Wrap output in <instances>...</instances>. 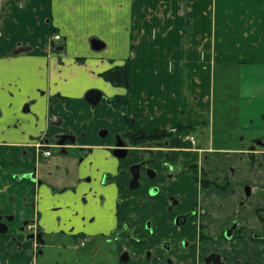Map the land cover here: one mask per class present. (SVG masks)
Here are the masks:
<instances>
[{
	"label": "crops",
	"instance_id": "0c3cea01",
	"mask_svg": "<svg viewBox=\"0 0 264 264\" xmlns=\"http://www.w3.org/2000/svg\"><path fill=\"white\" fill-rule=\"evenodd\" d=\"M110 70L124 72L119 83L106 79ZM89 90L102 94L94 106L85 99ZM30 109L40 123L21 113ZM52 120H62L56 131L76 135L73 160L82 156L79 147L93 149L72 184L90 161L101 162V172L116 165L102 129L151 134L190 126L201 147L182 166L198 160L223 185L201 192L203 222L218 231L238 221L240 237L222 244L233 247L239 264H264L257 193L264 189V0H0V212L17 220L40 212L37 222L47 230L64 224V203L50 182L16 176L35 164L23 151L29 136Z\"/></svg>",
	"mask_w": 264,
	"mask_h": 264
},
{
	"label": "flooded vegetation",
	"instance_id": "af4514ba",
	"mask_svg": "<svg viewBox=\"0 0 264 264\" xmlns=\"http://www.w3.org/2000/svg\"><path fill=\"white\" fill-rule=\"evenodd\" d=\"M61 125L62 120H52L46 131L29 136L23 151L35 164L31 172L16 178L53 184L51 191L64 203V224L47 230L37 222L40 212L21 220L13 212H0V264H72L64 261L61 252L71 246L86 247L95 236L108 246L111 264H239L232 255L233 247L222 244L240 237L239 222L232 220L218 231L203 222L207 210L199 199L201 192L212 184L223 185L209 180L198 160L188 161L185 168L181 164L187 154L200 150L193 134L180 136L189 144L176 145L175 134L159 133L176 128L151 134L127 130L110 134L102 129V138H112L107 147L116 165L101 172V162L90 161L84 165L88 173L76 177L72 184L73 171L79 172L84 156L93 149L78 146L82 156L73 160L70 147L76 145V135L56 131ZM143 135L156 137L143 139ZM135 136L140 138L135 141ZM175 156L177 163L171 161ZM185 169L190 175L189 190L186 179L179 177L185 175ZM55 180L62 181L57 188ZM245 196H249L247 186ZM70 210L72 215L67 213ZM122 211L126 212L124 220L120 218ZM251 239H256L254 234ZM46 248H56L57 253L49 257L52 251H47L48 259L42 260Z\"/></svg>",
	"mask_w": 264,
	"mask_h": 264
},
{
	"label": "rangeland",
	"instance_id": "374dc122",
	"mask_svg": "<svg viewBox=\"0 0 264 264\" xmlns=\"http://www.w3.org/2000/svg\"><path fill=\"white\" fill-rule=\"evenodd\" d=\"M33 106V104H32ZM24 117L33 120L35 123H40V116L39 112H36L32 109H30L29 112L23 111L21 112ZM232 113L228 114L226 117L224 116V121H226L227 128L231 127L233 125L232 121ZM20 119L23 121V117H20ZM229 123V124H227ZM229 126V127H228ZM116 134V133H114ZM114 136V135H113ZM248 141H246L247 143ZM241 143V142H240ZM242 143H245L244 141ZM64 241H67V238H63ZM71 246V245H70ZM56 248H46L45 254L41 256L42 260L48 259L47 251H52L48 254L50 255L56 254L55 253ZM61 253L63 256L64 261L71 262L72 264H111L113 262L112 255L109 253L108 246L105 245L101 239L95 236L94 240L90 243V245H87L86 247L78 248L71 246L68 248V250L62 251Z\"/></svg>",
	"mask_w": 264,
	"mask_h": 264
},
{
	"label": "trees",
	"instance_id": "16d2710c",
	"mask_svg": "<svg viewBox=\"0 0 264 264\" xmlns=\"http://www.w3.org/2000/svg\"><path fill=\"white\" fill-rule=\"evenodd\" d=\"M54 31H51V34H53ZM124 75V72L122 74H120V72L116 71V70H110L104 73V76L106 77V79L110 80L112 83L116 84L119 83L118 79L122 78ZM159 133H161V135H174L173 140H174V144L176 145H185V144H189V141H183L182 138L180 136L182 135H189V134H193L194 130L190 127V126H186V125H181L178 126L174 132H168L166 130H160ZM156 136H142L141 138L143 139H152ZM140 137L135 136L133 139L135 141H137V139Z\"/></svg>",
	"mask_w": 264,
	"mask_h": 264
},
{
	"label": "water",
	"instance_id": "95a60500",
	"mask_svg": "<svg viewBox=\"0 0 264 264\" xmlns=\"http://www.w3.org/2000/svg\"><path fill=\"white\" fill-rule=\"evenodd\" d=\"M91 44H92V47L95 50H99V49H101L103 47V43L100 40L96 39V38L91 39ZM101 97H102L101 93L99 91H97V90H89L85 94V99L87 101L91 102L92 104H96L97 102H99ZM65 142H66L65 140H62V141L59 140L58 141V143H65ZM117 145H122V143L117 141ZM257 193L264 200V189L258 190Z\"/></svg>",
	"mask_w": 264,
	"mask_h": 264
},
{
	"label": "built area",
	"instance_id": "2783aa9c",
	"mask_svg": "<svg viewBox=\"0 0 264 264\" xmlns=\"http://www.w3.org/2000/svg\"><path fill=\"white\" fill-rule=\"evenodd\" d=\"M60 37H61V36H60V34H58V33H53V34H52V38H53V39H60ZM189 138H190L191 140L193 139L192 136H190ZM45 154L48 155L49 152L46 151Z\"/></svg>",
	"mask_w": 264,
	"mask_h": 264
}]
</instances>
